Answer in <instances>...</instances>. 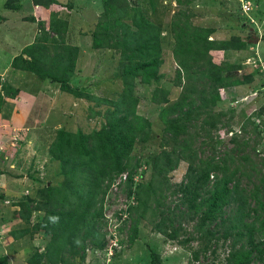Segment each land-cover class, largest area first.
Wrapping results in <instances>:
<instances>
[{"label":"trees","instance_id":"1","mask_svg":"<svg viewBox=\"0 0 264 264\" xmlns=\"http://www.w3.org/2000/svg\"><path fill=\"white\" fill-rule=\"evenodd\" d=\"M174 1L178 9L171 21V56L176 65V79L182 84L177 98L171 102L165 91L159 97L158 88L152 89L151 100L157 106L162 105L157 114L162 128L151 159L149 180L136 183L133 188L132 177L138 173L140 162L131 156V151L133 146L147 142L150 126L136 115L132 87L134 81L149 86L163 77L159 72L162 59L156 27L135 10H131L127 23L125 0L101 1L102 20L91 34V47L108 48L119 56L120 70L116 77L121 81L122 91L117 102L99 100L68 84L77 47L65 45L59 39L66 23L52 13L48 30L60 42L50 38L46 43L48 40L43 37L41 42L24 47L12 58L13 69L32 73L41 80L49 79L58 84L60 91L76 99L113 107L106 116L105 126L97 130L83 133L58 128L47 154L51 161L57 162L61 182L56 186L45 183L33 197L25 196L12 204L17 207L12 218L23 224L9 232L12 239L39 232L49 237L43 251L32 253L28 264H73L75 259L83 261L87 244L100 248L96 219L102 216L103 197L121 174H125L122 186L127 190L126 212L131 221L128 245L136 239L138 222L157 216L152 230L187 251L191 256L188 264L197 262L199 257L206 260L208 256L209 261L203 264L264 262V172L261 170L264 157L258 158L254 150L258 161L253 162L246 151L249 138L239 139L235 133L228 138L231 146L223 145L224 150L218 153L222 147L218 132L230 129L231 117L214 111L220 90L247 84L248 79L232 74L238 66L213 62L212 53L241 50L245 40L209 39L214 33L212 28L195 26L189 20L187 9L191 0ZM47 3L56 4L54 0H46ZM4 106L5 101L0 97V114ZM240 132L246 134L245 125L240 127ZM181 161L188 163L186 181L172 188L167 175ZM243 178L250 188L241 186ZM163 193L176 197L173 207L163 204ZM39 211L40 220L30 224L31 214ZM183 215L186 225L193 222V232L181 227ZM192 241L198 243L197 249L187 246ZM225 247L228 250L219 261L216 252ZM5 260L0 258V264H5Z\"/></svg>","mask_w":264,"mask_h":264},{"label":"rangeland","instance_id":"2","mask_svg":"<svg viewBox=\"0 0 264 264\" xmlns=\"http://www.w3.org/2000/svg\"><path fill=\"white\" fill-rule=\"evenodd\" d=\"M54 1L56 4L48 5L45 4L46 0H0V97L5 101V109L0 114V258L5 257V264H28L27 260L32 253L43 251L48 242L49 237L45 233L39 232L31 237L14 240L9 232L23 227L20 220L12 218V213L17 209L13 203L25 196L33 197L45 183L56 186L62 180L57 162L51 161L47 154L55 131L58 128L83 133L97 130L105 126L106 116L113 109L103 102L76 99L60 91L58 84L49 79L41 80L32 73L13 69L10 66L12 58L21 49L43 37L47 38L46 43H49L50 38L60 42L48 30L52 13L66 23V30L59 39L65 45L77 47L73 73L69 76L68 84L83 94L112 102L120 100L122 91L121 81L116 77L120 70L117 52L91 47V34L102 20V0ZM125 2L127 23L132 15L131 10H135L159 31L162 59L159 72L163 74L162 79L153 85H142L138 81L133 83L136 115L150 126L147 142L133 146L131 151V156L140 162L138 173L132 177L133 188L136 183L142 184L149 180L152 173L151 159L156 153L162 128L157 118L162 105L157 106L151 100L152 89L158 88L159 97L165 91L168 102H171L177 98L182 81L176 79V65L171 56V21L178 9L175 1ZM42 3L47 7L42 6ZM242 4L249 6L246 13L241 11ZM187 10L193 25L214 30L209 39L245 40L246 45L241 50L222 51L217 55L212 53L213 62L238 66L239 69L232 74L248 79L247 84L219 91L220 100L214 111L231 117V131L221 129L218 132L222 140L218 153L224 150L223 145L226 148L231 146L228 138L235 133L239 139L249 138L246 151L252 161L257 162L258 158L264 157V0H191ZM242 125H245L246 134L240 132ZM197 143L195 141L194 145L197 146ZM187 164L181 161L168 173V183L172 188L180 183L185 184ZM261 170L264 172V167ZM123 175L113 180L102 200V216L96 219L95 229L101 247L92 248L87 244L83 261L75 259L73 264H150L151 261L153 264H188L191 256L187 251L152 230V223L157 221V216L140 220L136 239L128 245L127 234L131 221L126 212L128 202L125 196L127 190L122 186ZM240 184L250 188L244 178ZM175 198L163 193L161 201L171 208ZM180 208L185 211L184 207ZM41 216L42 212H33L30 224L40 220ZM185 221L183 215L181 227L186 232H193V222L186 225ZM179 236L186 235L179 233ZM187 246L193 249L199 247L196 241ZM227 250L226 247L217 250L219 261ZM207 261L209 256L206 260L199 257L197 262L190 264H203Z\"/></svg>","mask_w":264,"mask_h":264},{"label":"built area","instance_id":"3","mask_svg":"<svg viewBox=\"0 0 264 264\" xmlns=\"http://www.w3.org/2000/svg\"><path fill=\"white\" fill-rule=\"evenodd\" d=\"M248 10H249V6H248V4H242V6H241V11H242L243 13H246ZM124 179H125V176L123 175V176H122V180L124 181Z\"/></svg>","mask_w":264,"mask_h":264},{"label":"clouds","instance_id":"4","mask_svg":"<svg viewBox=\"0 0 264 264\" xmlns=\"http://www.w3.org/2000/svg\"><path fill=\"white\" fill-rule=\"evenodd\" d=\"M124 176H125V174H124Z\"/></svg>","mask_w":264,"mask_h":264}]
</instances>
